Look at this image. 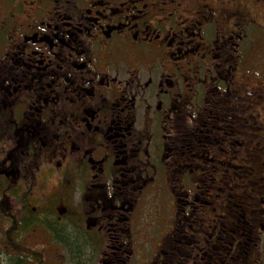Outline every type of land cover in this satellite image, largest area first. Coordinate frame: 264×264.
Instances as JSON below:
<instances>
[{
	"label": "flooded vegetation",
	"instance_id": "flooded-vegetation-1",
	"mask_svg": "<svg viewBox=\"0 0 264 264\" xmlns=\"http://www.w3.org/2000/svg\"><path fill=\"white\" fill-rule=\"evenodd\" d=\"M77 235L83 264H264V0H0V264Z\"/></svg>",
	"mask_w": 264,
	"mask_h": 264
},
{
	"label": "trees",
	"instance_id": "trees-1",
	"mask_svg": "<svg viewBox=\"0 0 264 264\" xmlns=\"http://www.w3.org/2000/svg\"><path fill=\"white\" fill-rule=\"evenodd\" d=\"M15 227L17 228V226L15 225ZM75 240V243L73 244L74 246L76 245L75 249L77 250V256L73 258V264H83V261L81 259L80 256V252H82V249L87 246V241L86 239L82 238L80 235H77ZM80 244V245H79ZM14 256H13V264H26V257L24 254V250L23 247L14 242Z\"/></svg>",
	"mask_w": 264,
	"mask_h": 264
},
{
	"label": "rangeland",
	"instance_id": "rangeland-1",
	"mask_svg": "<svg viewBox=\"0 0 264 264\" xmlns=\"http://www.w3.org/2000/svg\"><path fill=\"white\" fill-rule=\"evenodd\" d=\"M19 244L22 246L23 244H26V242L24 240H19ZM27 244H29L30 246H39L41 245L42 243L38 240V241H28ZM80 245V244H79ZM87 253V247L83 248L82 249V252H81V259L82 261L85 263L87 261V258L85 257ZM49 260H54V258H49ZM56 263V261L54 262ZM47 264H52L51 262H48Z\"/></svg>",
	"mask_w": 264,
	"mask_h": 264
}]
</instances>
